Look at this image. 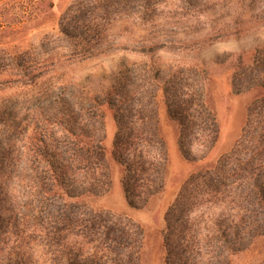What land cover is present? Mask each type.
Listing matches in <instances>:
<instances>
[{"label": "trees", "instance_id": "trees-1", "mask_svg": "<svg viewBox=\"0 0 264 264\" xmlns=\"http://www.w3.org/2000/svg\"><path fill=\"white\" fill-rule=\"evenodd\" d=\"M53 7L52 0H0V26L12 33ZM86 21L75 18L67 26L98 30L96 21ZM12 61L9 69L21 68ZM206 87L205 78H185L163 90L167 115L179 124L180 154L190 163L204 160L218 141ZM231 88L235 95L254 92L241 135L229 153L190 173L180 188L162 232L165 264H232L264 236V60L234 74ZM105 97L92 111L108 104L113 113L110 149L100 129L77 122L69 108L36 128L19 152L21 123L0 110V264H140L137 226L87 211L79 200L107 193L116 164L127 205L145 208L164 189L167 144L156 103H135L118 89ZM194 142L203 148L200 156L192 154Z\"/></svg>", "mask_w": 264, "mask_h": 264}, {"label": "rangeland", "instance_id": "rangeland-1", "mask_svg": "<svg viewBox=\"0 0 264 264\" xmlns=\"http://www.w3.org/2000/svg\"><path fill=\"white\" fill-rule=\"evenodd\" d=\"M52 1L46 16L19 24L12 33L5 23L0 26V110L12 111L21 123L15 146L24 152L20 148L26 144L27 150L36 128L73 108L77 122L100 129L110 149L116 132L113 113L108 104L92 108L115 89L129 93L135 103H156L168 153L163 191L145 208L131 209L120 184V167L113 164L109 191L79 201L87 211H103L137 226L140 264H165L162 232L180 188L190 173L229 153L241 135L254 92L235 95L231 77L244 72L253 59L264 60V0ZM75 18L96 21L98 30L69 28L67 23ZM78 34L81 39L75 38ZM12 58L21 62L20 69H9ZM185 78H205L219 127L215 147L197 163L180 154L179 124L169 119L163 93L168 82ZM191 150L195 156L203 152L199 142ZM232 264H264V236Z\"/></svg>", "mask_w": 264, "mask_h": 264}]
</instances>
